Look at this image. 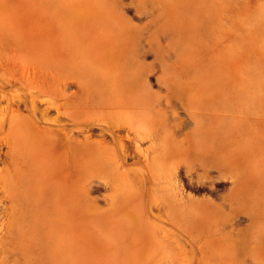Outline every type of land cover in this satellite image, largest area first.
I'll return each mask as SVG.
<instances>
[{
  "label": "rangeland",
  "instance_id": "374dc122",
  "mask_svg": "<svg viewBox=\"0 0 264 264\" xmlns=\"http://www.w3.org/2000/svg\"><path fill=\"white\" fill-rule=\"evenodd\" d=\"M10 27L11 35L27 40L32 74L33 68L56 71L68 39L86 40L88 51L136 52L152 68L151 91L166 95L155 81L164 70L185 92L184 99L161 105L167 132L178 139L187 134L186 146L217 138L223 159L222 175L213 171L200 180L201 170L186 178L179 167L190 201L184 197L162 215L153 210L154 227L140 216L118 218L105 204L107 188L93 184L89 198L97 209L78 202L76 231L66 217L58 228L33 226L41 238L30 264H264V243L255 235L260 227L264 237V0H0V44ZM200 104L204 111L194 118ZM234 181L240 191L232 202ZM8 206L4 201L0 214Z\"/></svg>",
  "mask_w": 264,
  "mask_h": 264
},
{
  "label": "bare ground",
  "instance_id": "6f19581e",
  "mask_svg": "<svg viewBox=\"0 0 264 264\" xmlns=\"http://www.w3.org/2000/svg\"><path fill=\"white\" fill-rule=\"evenodd\" d=\"M3 30L0 146L7 150L0 149V205L9 206L0 214V264H30L41 238L34 225L51 222L58 228L66 217V226L76 231L78 202L97 209L89 198L93 184L107 188L105 204L118 218L140 216L154 227L153 210L173 212L175 203L185 202L179 167L186 178L196 170L202 172L199 180L213 171L223 174L219 139H192L186 146L187 134L178 139L163 126L162 103L168 107L185 98L164 70L155 78L166 86L161 96L147 85L152 68L136 52L88 51L90 43L78 37L63 41L68 51L56 71L40 74L33 68L32 74L25 36L11 35L14 27ZM214 109L218 118L217 104ZM197 110L203 106L191 112L194 118ZM239 191L234 181L232 202ZM255 230L256 242L264 243L260 227Z\"/></svg>",
  "mask_w": 264,
  "mask_h": 264
}]
</instances>
